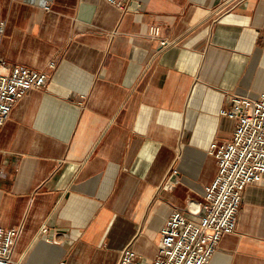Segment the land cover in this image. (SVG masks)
Listing matches in <instances>:
<instances>
[{
  "label": "crops",
  "instance_id": "1",
  "mask_svg": "<svg viewBox=\"0 0 264 264\" xmlns=\"http://www.w3.org/2000/svg\"><path fill=\"white\" fill-rule=\"evenodd\" d=\"M2 24L0 72L50 76L0 127L14 259L117 264L127 247L155 258L175 210L199 218L189 202L218 172L208 149L236 126L220 111L264 93V0H0ZM209 264H264V178Z\"/></svg>",
  "mask_w": 264,
  "mask_h": 264
},
{
  "label": "built area",
  "instance_id": "2",
  "mask_svg": "<svg viewBox=\"0 0 264 264\" xmlns=\"http://www.w3.org/2000/svg\"><path fill=\"white\" fill-rule=\"evenodd\" d=\"M105 1L120 9L129 2ZM3 31L2 24L0 32ZM148 34L158 39L161 29L152 25ZM166 44L161 41L162 46ZM50 67L56 66L52 63ZM49 77L47 73L22 65L14 66L7 73L0 72V127L6 123L17 102L30 91L45 88ZM220 114L233 119L236 126L228 141L214 142L208 149L217 161L218 172L206 187L204 201L189 202L191 211L199 215L198 220H190L183 212L175 210L161 230L155 258L144 259L127 247L117 264H209L222 238L237 231L246 188L264 178V93L257 100L234 96L231 106L223 108ZM175 174L169 179V188L174 186L171 181ZM20 235L19 227L0 228V264H22L13 257Z\"/></svg>",
  "mask_w": 264,
  "mask_h": 264
},
{
  "label": "bare ground",
  "instance_id": "3",
  "mask_svg": "<svg viewBox=\"0 0 264 264\" xmlns=\"http://www.w3.org/2000/svg\"><path fill=\"white\" fill-rule=\"evenodd\" d=\"M177 183V181H176V179L175 178H173V180L171 181V184L173 185V184H176ZM167 184V183H166ZM166 187V186H165Z\"/></svg>",
  "mask_w": 264,
  "mask_h": 264
}]
</instances>
